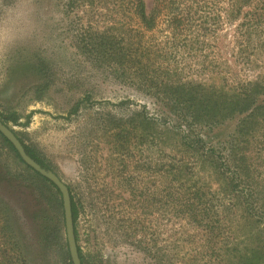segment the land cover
<instances>
[{"label":"rangeland","instance_id":"obj_1","mask_svg":"<svg viewBox=\"0 0 264 264\" xmlns=\"http://www.w3.org/2000/svg\"><path fill=\"white\" fill-rule=\"evenodd\" d=\"M146 1L150 8L151 0ZM227 3L219 2V27L213 37L207 36L204 51L179 49L164 64L166 82L174 79L172 83L188 91L198 85L202 92L264 85V55L246 58L244 51L236 49L234 31L241 17L230 19ZM66 6L67 0H36L40 31L0 63V114L16 113L15 122L7 119L4 124L38 155L42 169L67 186L77 211L75 241L80 262H236L231 253L234 245L226 248L230 250L227 258L218 251L213 256L205 254L203 223L198 225L192 214L193 193L199 192L204 205L215 204L222 215L220 222L232 227L229 235L236 243L244 241L237 245L240 254L257 243L241 238L251 230L250 220L223 217L218 204L228 201L226 176L209 162L198 163L196 153L183 142L190 145L197 132L205 143L224 151L245 143L248 135V149L232 158L250 169L240 173L242 185L250 186L261 199L264 120H252L245 129L237 119H226L211 132L198 131L200 126L188 128L171 106H184L186 98L178 99V93L165 89L164 95L170 98L163 101L162 88L159 95L143 90L81 51L80 39L88 22L93 30L110 28L108 35L116 36V21L93 19L81 7L69 11ZM247 9L243 7L242 12ZM126 16L120 20L129 27L132 23ZM149 117L159 124L154 127V141L149 137ZM256 143L258 152L253 149ZM259 163L262 175L253 182L252 169ZM29 168L0 142V264H69L60 193ZM230 169L236 168L231 164ZM182 205L186 208L181 212Z\"/></svg>","mask_w":264,"mask_h":264},{"label":"trees","instance_id":"obj_2","mask_svg":"<svg viewBox=\"0 0 264 264\" xmlns=\"http://www.w3.org/2000/svg\"><path fill=\"white\" fill-rule=\"evenodd\" d=\"M220 1L151 0V7L148 8L146 0H67L66 7L69 11L81 7L85 13L92 14L93 19L107 17L111 22L116 21L117 28L115 30L118 32L116 36L108 35L110 28L103 31L93 30L91 22H88L80 39L81 51L84 54L95 62L106 64L117 75V78L135 83L154 95H159L162 88L163 101L170 98L164 95L165 89H169L172 93H178V99L186 98L185 105L171 104V106L176 108L180 121L189 126L188 128L200 126L198 131L205 129L211 132L221 128L226 119H237L243 129L247 128L246 124L252 120L260 119L263 121L264 98L261 96H264V85L259 87L256 84H243L231 86L225 91L220 88L217 92H213L212 89L208 91L203 89L202 92V89L197 85L190 87L191 90L188 91L179 89V85L172 83L174 79L170 84L166 82L168 75L167 72L163 73V71L165 65H168L169 58H172L179 49L187 52H201L207 48L209 45L207 36L213 37L219 27L220 8L218 6ZM227 1L229 18L234 19L239 15L241 17V21L234 31L236 49L244 51L246 58L249 55L256 56L260 53L264 55V0ZM243 7H248V9L242 12ZM125 15L132 23L129 27L120 20V17ZM124 33L129 40L125 39ZM38 89L43 91L45 87L38 86ZM83 99L76 102L73 111L77 109ZM168 106L170 107V105ZM247 111L250 112L242 118L239 117ZM0 117L3 124L7 119L15 122L17 118L13 111L6 115L1 113ZM146 120L150 129V140L154 141L157 137L154 135V127L159 124L153 117ZM171 127L177 128L178 125L173 124ZM181 132V134L185 133L184 131ZM181 136L183 138L185 135ZM232 141H229L230 144ZM0 142L24 164L13 146L1 134ZM247 143H249L248 135L245 143L231 145L223 151L211 143H205L204 138L199 136V133L194 132L191 144L186 145L183 142V145L194 154L196 153L198 163L200 161L209 162V166L218 168L222 175L226 176L224 190L227 193L228 201L226 204H218V206L222 207L223 217L228 218V220L230 217L250 220L251 230H248V233L245 232L247 235H241V238L257 241L255 246L246 247L249 249L245 248L240 254L237 245L244 241L235 242L233 237L229 235L232 227L227 223L222 224L220 222L222 215H218L215 204L204 205L198 191L193 193L192 214H194L193 218L198 225L203 223L201 234L205 236L202 247L205 254L213 256L218 254V251L221 252L220 257L227 258V252L230 250L226 248L234 245L231 248V253L237 260L232 264H264V203L259 202V200H264V196H261V199L257 198L250 186L242 185L240 173L250 169H245L246 165L240 166L241 163L239 162L236 164L237 160L232 158L238 153H244L248 149ZM21 144L27 155L43 168V163L38 155L22 142ZM256 146L257 143L253 145L255 152L260 151L261 149ZM206 156L212 159L208 160ZM256 159H260V156H257ZM227 160L228 164H226ZM231 164L236 169H230ZM259 166L260 163L252 169L255 173L253 182L259 180L262 175L259 172ZM33 172L39 175L35 171ZM51 185L56 189L53 184ZM70 200L76 239L77 211L71 195ZM182 206L181 212L186 208L185 205ZM77 251L80 254L78 247Z\"/></svg>","mask_w":264,"mask_h":264},{"label":"clouds","instance_id":"obj_3","mask_svg":"<svg viewBox=\"0 0 264 264\" xmlns=\"http://www.w3.org/2000/svg\"><path fill=\"white\" fill-rule=\"evenodd\" d=\"M41 26L36 0H0V63L38 34Z\"/></svg>","mask_w":264,"mask_h":264},{"label":"water","instance_id":"obj_4","mask_svg":"<svg viewBox=\"0 0 264 264\" xmlns=\"http://www.w3.org/2000/svg\"><path fill=\"white\" fill-rule=\"evenodd\" d=\"M0 134L13 146V148L15 149V151L17 152L20 159L24 162L25 165H27L33 171L45 177L59 191L62 201L66 241L68 245L71 263L81 264L77 251L75 236H74L73 221L71 215V200L67 186L63 184L54 173H52L51 171H45L31 157H29L25 152L19 139L1 121H0Z\"/></svg>","mask_w":264,"mask_h":264}]
</instances>
